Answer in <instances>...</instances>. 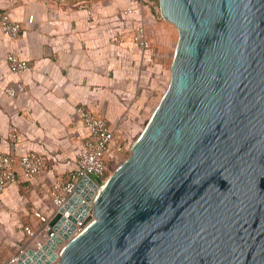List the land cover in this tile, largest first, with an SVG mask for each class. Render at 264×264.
<instances>
[{
    "label": "water",
    "instance_id": "95a60500",
    "mask_svg": "<svg viewBox=\"0 0 264 264\" xmlns=\"http://www.w3.org/2000/svg\"><path fill=\"white\" fill-rule=\"evenodd\" d=\"M160 6L179 29L169 87L93 214L75 195L17 264H264V0Z\"/></svg>",
    "mask_w": 264,
    "mask_h": 264
},
{
    "label": "crops",
    "instance_id": "0c3cea01",
    "mask_svg": "<svg viewBox=\"0 0 264 264\" xmlns=\"http://www.w3.org/2000/svg\"><path fill=\"white\" fill-rule=\"evenodd\" d=\"M81 1L89 3L92 14L79 6ZM133 3L0 0V9L22 24L16 39L0 27V151L19 156L35 150L48 157L45 171L30 180L11 182L3 192L0 260L20 246L31 247L24 225L40 224L35 210L53 214L50 190L75 168L89 134L77 106L105 115L127 136L166 92L161 93L165 81L171 80L177 47L173 52L174 23L156 19L146 6L142 16L152 46L141 50L132 40L134 20L124 13ZM8 51L28 59L31 67L22 74L13 72L6 60ZM19 79L26 90L10 96L5 87ZM12 131L18 134L16 141L10 137Z\"/></svg>",
    "mask_w": 264,
    "mask_h": 264
},
{
    "label": "built area",
    "instance_id": "2783aa9c",
    "mask_svg": "<svg viewBox=\"0 0 264 264\" xmlns=\"http://www.w3.org/2000/svg\"><path fill=\"white\" fill-rule=\"evenodd\" d=\"M79 6L86 9L89 14H92V9L87 1H81ZM146 6L147 0H134V3L124 10V13L130 15L134 20L132 40L141 50H147L152 46L146 23L142 16ZM30 20H33L32 16ZM0 27L11 39L18 38L22 32L21 22L12 17L6 10H0ZM6 60L10 69L17 74H22L31 67L29 60L23 58L15 51H8ZM26 87V83L22 79H19L16 85L6 86L5 91L10 96L14 97L18 93L25 91ZM77 113L79 118L89 128V134L84 141L82 149L78 153L75 168L70 171L67 178H61L50 190L55 209L53 214L48 215L40 210H35L34 215L39 219L40 224L38 226L32 224L24 225V231L27 234L31 247L26 245L18 247L17 251L8 259L0 260V264H17L22 256L28 254L30 250H34L35 252L42 250L45 252V245L51 240L55 242L54 238L59 234V229L63 228L67 223L68 216L78 210V207H76L74 211L67 208L63 212L66 220L61 222L59 229L51 225L52 218L62 207H65L75 195L81 199L79 206L83 203H88L90 208L87 214H93V205L97 194L101 186L110 176L108 157L111 156L112 158L118 159L128 151H131L132 145L128 143L125 132L118 126L111 125L105 115L97 113L83 104L77 106ZM10 137L13 141H16L18 138L17 132L12 131ZM47 166L48 157L35 150H29L19 156L11 152L0 151V201L9 183L18 182L21 179H33L45 171ZM19 168L20 171L18 170ZM86 177L90 178L84 180ZM91 179L98 185V189L94 188L93 183L90 181ZM83 181L84 184L81 186V182ZM78 187H80L79 191L77 190ZM91 191L93 193H91ZM88 196H90V199H88ZM82 223V220L77 223V227L70 237H73L83 229ZM67 241L68 239L63 237V241L57 245L52 253L56 252L60 254ZM51 256L52 254L47 255L40 264H46V261L50 259ZM57 260L58 258L52 259L51 264H55Z\"/></svg>",
    "mask_w": 264,
    "mask_h": 264
},
{
    "label": "rangeland",
    "instance_id": "374dc122",
    "mask_svg": "<svg viewBox=\"0 0 264 264\" xmlns=\"http://www.w3.org/2000/svg\"><path fill=\"white\" fill-rule=\"evenodd\" d=\"M147 7L151 10V12L153 13L154 17L156 19H159L160 21H168L167 19L164 18L162 11H161V6H160V0H147ZM0 10H5V9H0ZM143 20L145 21V19L143 18ZM146 23V27H147V22ZM160 30H163V33L166 35H169V32L167 29L164 30V28H159ZM178 40H179V32H178V28L175 24H173V40H172V45H173V52L175 50L176 44H178ZM170 63V62H169ZM168 63V64H169ZM170 81H165V88L163 89V91L161 92L162 94L167 90V88L170 85ZM161 94V95H162ZM159 104V101H157L153 108L150 109L148 111L147 116L138 119V123L139 125L137 126V128L133 131L128 132L127 134V138H128V143L129 144H133L137 138L139 137V135L142 133V131L144 130L146 124L148 123L150 117L152 116L153 112H154V107H157V105ZM131 154V151H128L125 155L120 156V158L115 159L112 158V160L109 162L110 164V171L109 174L111 175L116 168L125 160L127 159Z\"/></svg>",
    "mask_w": 264,
    "mask_h": 264
}]
</instances>
